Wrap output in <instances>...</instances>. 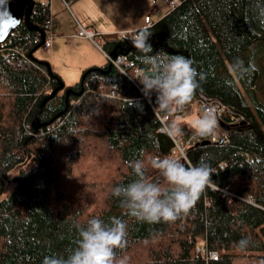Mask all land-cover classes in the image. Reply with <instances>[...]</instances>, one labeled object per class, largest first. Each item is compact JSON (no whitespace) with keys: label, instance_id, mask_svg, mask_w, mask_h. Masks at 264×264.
I'll use <instances>...</instances> for the list:
<instances>
[{"label":"trees","instance_id":"1","mask_svg":"<svg viewBox=\"0 0 264 264\" xmlns=\"http://www.w3.org/2000/svg\"><path fill=\"white\" fill-rule=\"evenodd\" d=\"M33 1L28 23L0 42V194L9 170L22 164L0 198V264H42L45 255L66 253L75 246L76 226L93 216L127 222L128 246L117 257H129L128 264H264V0H178L136 30L151 32L152 54L184 56L203 74L193 99L217 96L244 116L243 123L219 122L226 141L197 140L179 124L184 135L177 142L195 138L185 146V164L203 158L218 190L186 217L156 224L126 215L111 192L134 179L130 161L143 160L148 177L158 176L148 161L174 157L175 148L159 116L167 115V126L179 114L154 113L139 82L108 67L110 61L64 84L48 60L33 55L49 18ZM115 46L128 59L129 75L151 71L128 40L105 37L101 47L109 54ZM35 115L43 123L38 128ZM201 245L217 257L196 256Z\"/></svg>","mask_w":264,"mask_h":264},{"label":"clouds","instance_id":"2","mask_svg":"<svg viewBox=\"0 0 264 264\" xmlns=\"http://www.w3.org/2000/svg\"><path fill=\"white\" fill-rule=\"evenodd\" d=\"M150 36L151 32L144 29L122 37L132 44L141 54V62L151 69L134 79L142 86L143 96L154 103V113L181 112L192 101L203 74L198 73L192 61L184 56L152 54V45L148 43ZM218 128L219 114L211 107L203 109L191 122L195 138L215 140ZM165 133L173 140L184 135L182 127L174 122L166 126ZM185 159L167 155L152 157L148 166L158 173L154 179L148 177L143 160L130 161L128 167L134 179L115 186L111 196L117 198L126 215L137 222L173 223L186 217L202 196L208 191H217L218 186L211 179L215 171L203 158L196 164H185ZM76 228L75 246L63 254L45 255L42 264H128L129 257H117V251L128 246L129 226L124 219L113 216L105 221L93 216ZM246 245L245 239L238 242L241 248Z\"/></svg>","mask_w":264,"mask_h":264},{"label":"crops","instance_id":"3","mask_svg":"<svg viewBox=\"0 0 264 264\" xmlns=\"http://www.w3.org/2000/svg\"><path fill=\"white\" fill-rule=\"evenodd\" d=\"M172 6L171 0H51L50 31L54 37L44 59L72 85L85 67L109 61L101 46L76 35L78 26L89 27L104 39L116 37L118 31L150 25ZM182 123L191 128L190 123Z\"/></svg>","mask_w":264,"mask_h":264},{"label":"built area","instance_id":"4","mask_svg":"<svg viewBox=\"0 0 264 264\" xmlns=\"http://www.w3.org/2000/svg\"><path fill=\"white\" fill-rule=\"evenodd\" d=\"M37 4L44 6L47 8L49 12V18L46 19L44 25L46 27V33H45V39L42 43L44 48L48 49L50 47V44L53 40L54 35L50 31V15H51V0H35ZM178 2V0H171V4L175 5ZM133 32H136V30H121L116 32L117 38H122L127 34H131ZM76 35L81 37H86L88 39H91L96 43V45L100 46L99 39H95V37L98 35L96 31L89 27H83L78 26V29L76 31ZM123 39V38H122ZM105 52V51H104ZM106 56L108 57V60L118 68L119 71L124 73L125 75H128V77L133 81L134 75L137 74L138 69L135 68L133 70V75H129L125 69L126 64H128V59L126 55L124 54H117L115 58H110L109 54L105 52ZM213 108L217 111L219 114V122L224 121L226 123H238L244 120V116L237 111H235L234 107L232 105L225 104L222 102V100L217 96H207V95H199L198 98L192 99L190 104L186 106V108L181 112H176L179 115H189V114H200L203 109L205 108ZM227 116L226 120L223 118L224 116ZM159 120L161 121L164 128H166V120L167 115H161L159 116ZM195 138L193 136H190L184 144H181L177 142V140H174L175 142V148L173 150L174 157L176 156H185V146L190 141H193ZM198 140V138H196ZM211 141H218L223 140L226 141L227 137L223 132L219 131V128L217 130V138L215 140L210 139ZM220 167H222V164L220 163ZM195 255L200 256L205 260H211L215 259L217 257V251L214 249H208L205 247V245L197 246L195 248Z\"/></svg>","mask_w":264,"mask_h":264},{"label":"water","instance_id":"5","mask_svg":"<svg viewBox=\"0 0 264 264\" xmlns=\"http://www.w3.org/2000/svg\"><path fill=\"white\" fill-rule=\"evenodd\" d=\"M33 0H0V42L5 40L8 34L17 27L22 21L28 23V17L33 5ZM37 28V26H34ZM45 39V33L41 30V41L40 44L43 43ZM117 46L113 47L109 51L110 58H115L117 55ZM111 66V62H109L108 67ZM63 82L61 81L59 87H61ZM58 87V88H59ZM58 88L53 89L49 93V97H51L55 92H57ZM70 88L66 89L65 96L67 98ZM45 102V100L41 103ZM244 120L241 121L243 123ZM33 128H38L43 123L39 122L37 116L35 115L32 119Z\"/></svg>","mask_w":264,"mask_h":264},{"label":"rangeland","instance_id":"6","mask_svg":"<svg viewBox=\"0 0 264 264\" xmlns=\"http://www.w3.org/2000/svg\"><path fill=\"white\" fill-rule=\"evenodd\" d=\"M95 38H98L99 41H100V46H102L103 44V39H104V36H96ZM33 55L39 59H43V58H47V49L44 48L43 45H40L38 46L35 51L33 52ZM80 77H81V74H80ZM78 77V78H80ZM79 80V79H78ZM65 84H69L68 81L65 82L63 81ZM197 116L196 115H192L189 114V115H175V116H172L170 118V123H177V124H181L182 122H186V123H190L196 118ZM22 164L19 163L17 164L16 166H14L12 169L9 170L8 172V178L5 180V183H4V188H3V191L2 193L0 194V198H3V197H6L7 194L11 191L13 185H14V182L11 180V177L13 175H15L19 169V167L21 166Z\"/></svg>","mask_w":264,"mask_h":264}]
</instances>
